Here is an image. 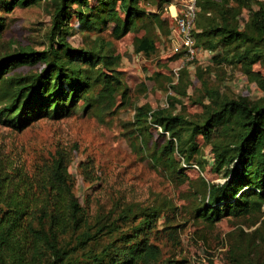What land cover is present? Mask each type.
Masks as SVG:
<instances>
[{
    "label": "rangeland",
    "instance_id": "1",
    "mask_svg": "<svg viewBox=\"0 0 264 264\" xmlns=\"http://www.w3.org/2000/svg\"><path fill=\"white\" fill-rule=\"evenodd\" d=\"M49 3L40 0L8 10L0 0V59L20 48L42 50L49 45ZM167 3L139 0L140 12L132 28L119 37L112 33L114 23L102 4L92 0L81 8L88 20L96 21L92 25L79 23L76 6L70 8L62 31L66 41L105 57L94 67L81 64L89 90L64 114L40 118L22 130L0 123V176L15 177L11 174L17 172L28 179L45 171L58 153L67 158L73 193L84 219L76 231L68 229L58 235L57 245L72 249L70 258L77 262L91 259L112 240L121 242L118 238L123 232L134 234L136 223L151 214L150 226L139 236L155 246L161 264H233L239 254L264 264V202L245 214L222 212L214 221L204 220L197 210L206 203L208 185L221 184L231 174L226 176L224 168L214 169L210 144L200 134L186 162L178 152L161 151L168 132L159 125L138 127L134 120L140 106L166 108L187 119H199V102H207L205 91L209 89L232 97L246 95L250 100L264 97V90L238 62L225 61L222 51L217 55L201 48L186 59L176 48L179 41ZM152 13H157L159 21L149 16ZM207 15L199 5V25L206 23ZM248 19L244 8L237 16L238 26L246 27ZM145 34L153 38L155 48L138 52L136 40ZM251 68L264 78V58ZM38 69L23 65L11 71L29 75ZM107 84L112 88L110 96L104 90ZM236 165L235 160L228 168ZM32 186L37 187L33 181ZM126 209L130 214L123 218ZM85 228L96 239L80 248L77 234ZM30 248L14 252L15 259L22 255L27 264H50L44 249ZM11 260L8 255L0 264Z\"/></svg>",
    "mask_w": 264,
    "mask_h": 264
},
{
    "label": "trees",
    "instance_id": "2",
    "mask_svg": "<svg viewBox=\"0 0 264 264\" xmlns=\"http://www.w3.org/2000/svg\"><path fill=\"white\" fill-rule=\"evenodd\" d=\"M2 1L6 9L12 10L16 5L28 6L40 0ZM43 1L50 2L51 8L49 45L42 50L20 48L0 59V123L16 130L40 118L60 116L75 105L90 87L88 77L80 70L81 64L94 67L105 57L93 49L72 47L62 34L72 6H76L79 23L96 24L81 11L92 0ZM93 1L108 9L107 16L114 23L112 33L117 37L132 28L140 12L139 0ZM199 5L208 15L202 26L196 19L197 44L217 55L222 51L225 61L238 62L249 79L264 90V78L254 74L251 68L254 62L264 58V2L199 0ZM244 8L249 12V19L246 27L240 28L237 16ZM149 16L159 21L157 13ZM2 30L0 21V34ZM154 48V40L147 34L136 40L138 52L148 53ZM23 65L39 66V69L29 75L11 71ZM109 85L104 90L110 96L112 88ZM205 95L207 102H199L202 108L199 119H187L166 108L140 106L134 120L138 127L159 125L168 132V140L161 151L178 152L186 162L196 148L193 141L196 135L200 134L210 144L214 169L224 168L226 176L231 174L221 184L208 185L206 203L197 210L204 220L214 221L222 212L245 214L264 202V97L250 100L246 95L232 97L211 89L206 90ZM235 160V168H228ZM67 163V158L58 153L45 171L35 172L28 179L17 172L11 174L15 177L0 176V261L10 255L13 260L7 264H27L22 255L15 259L14 252L23 253L31 247L34 251L44 249L50 256V264H161L155 246L139 236L150 226L152 219L148 217L151 214L136 223L134 234L123 232L118 238L121 242L110 241L99 253L82 262L70 258L72 249L57 245L58 235L68 229L76 231L84 219L83 209L73 193ZM32 181L37 187L32 186ZM124 212L122 217L127 218L130 210ZM94 239L96 234L85 228L77 234L76 245L84 248ZM234 260L233 264H262L247 261L240 254Z\"/></svg>",
    "mask_w": 264,
    "mask_h": 264
},
{
    "label": "built area",
    "instance_id": "3",
    "mask_svg": "<svg viewBox=\"0 0 264 264\" xmlns=\"http://www.w3.org/2000/svg\"><path fill=\"white\" fill-rule=\"evenodd\" d=\"M166 8L174 21L175 38L179 41L176 48L185 54L186 59L193 58L202 48L195 37L199 0H172Z\"/></svg>",
    "mask_w": 264,
    "mask_h": 264
}]
</instances>
